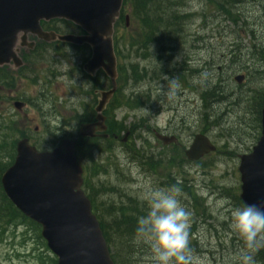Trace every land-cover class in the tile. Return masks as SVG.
<instances>
[{
    "label": "rangeland",
    "instance_id": "1",
    "mask_svg": "<svg viewBox=\"0 0 264 264\" xmlns=\"http://www.w3.org/2000/svg\"><path fill=\"white\" fill-rule=\"evenodd\" d=\"M123 8L122 22L115 28L121 76L113 105L104 115L106 123L121 122L125 130L98 146L93 162L85 156L78 161L89 169L85 177L95 213L108 228L111 258L114 264H146L148 255L134 235L112 228L111 219L118 213L111 210L123 206L143 215L146 190L175 186L191 213L193 254L206 264H236L232 254L242 242L230 232L228 217L232 207L240 206L239 156L260 136L256 111L264 99V0H233L234 21L217 0H182L176 8L182 16L181 38L164 42L169 47L142 39L139 23L130 17V28L125 27L128 3ZM30 42L36 39L28 35ZM28 49L17 46L22 67L0 69V169L6 166L1 175L11 166L7 156L13 149L14 160L20 139H28L39 151L77 139L81 120L93 112L99 92L109 89L104 76L83 74L87 49L45 43ZM131 67L139 76L136 84L130 82ZM236 77H243L241 83ZM172 79L178 87L169 98L166 85ZM16 102L24 104L19 111ZM155 134L173 141L165 144ZM196 135H204L215 149L190 161L185 152ZM6 212L0 204V213ZM0 264H56V258L40 231L18 217L8 225L0 221Z\"/></svg>",
    "mask_w": 264,
    "mask_h": 264
},
{
    "label": "water",
    "instance_id": "2",
    "mask_svg": "<svg viewBox=\"0 0 264 264\" xmlns=\"http://www.w3.org/2000/svg\"><path fill=\"white\" fill-rule=\"evenodd\" d=\"M121 4L122 0H0V66L9 63H13L15 69L22 66L15 46L19 43L20 47L32 49L34 43L26 42L30 34L47 43L58 41L88 46L91 54L82 70L92 77L101 70L108 78L111 89L99 92L95 108L97 122L80 125L82 138H93L106 130L101 112L116 89L112 34ZM53 19L71 22L84 35L43 31L40 22ZM241 78L236 81L239 83ZM21 107L22 103H14L15 109ZM156 136L165 144L173 141ZM214 149L204 135H196L185 155L188 160L196 161ZM82 172L72 140H62L51 151L39 152L27 139H22L16 143L14 162L3 172L0 182L15 208L41 227V237L57 257V264H114L91 212L90 201L81 190ZM238 172L240 200L264 202V105L261 135L250 153L239 156Z\"/></svg>",
    "mask_w": 264,
    "mask_h": 264
},
{
    "label": "clouds",
    "instance_id": "3",
    "mask_svg": "<svg viewBox=\"0 0 264 264\" xmlns=\"http://www.w3.org/2000/svg\"><path fill=\"white\" fill-rule=\"evenodd\" d=\"M169 98L178 87L168 81ZM179 188L148 189L143 199L147 211L136 218L134 239L148 249L146 264H206L190 247L191 213L181 203ZM228 228L242 246L232 254L236 264H257L256 256L264 250V202L242 203L230 209Z\"/></svg>",
    "mask_w": 264,
    "mask_h": 264
},
{
    "label": "trees",
    "instance_id": "4",
    "mask_svg": "<svg viewBox=\"0 0 264 264\" xmlns=\"http://www.w3.org/2000/svg\"><path fill=\"white\" fill-rule=\"evenodd\" d=\"M204 1L208 3H216V0H204ZM217 1H218L219 6L223 3L224 6L228 9V12H226V11H223L221 8H219L224 13V15L231 16V20L234 21V17L231 11L233 0H217ZM126 3H128L129 5L130 20L134 22L137 21L139 23L140 31H141V38L144 39L146 42L161 43L163 44L161 45V47H169L171 45H166L164 44V42L171 44L178 40L177 37L180 36L181 38L180 26L182 23V16L176 11V8L182 4V0H124L122 10H121V15L115 24V28L116 26L120 25V23L122 22L121 19L123 18V11H124L123 7H124V4ZM123 23L125 25V21ZM49 24H52V25L55 24V25L50 26ZM58 24L62 25L63 27L60 28ZM41 26L45 30H52L59 34H68V33L69 34H79L80 33V30L76 26H74L73 24L69 22L63 21V20H53L47 23L42 22ZM128 28H130V26ZM113 40H114L115 53H116V56H118L119 41H118V38H116V32L114 33ZM128 46L133 47L132 43H129ZM130 70L132 73L130 82L136 84L139 76L135 72L136 70L134 69V67H131ZM118 72H119V78H120L121 76L120 70H118ZM98 75H103V74L99 72ZM3 78H5V76ZM117 89H118V86H117ZM117 89L106 111H108L109 107H112L114 98L117 93ZM263 102H264V99H263ZM260 108H261V104L258 106L256 113H259ZM93 119H94L93 112H91L89 116L85 117V119L81 121L91 122L93 121ZM106 125H107L106 134L108 135L106 139H97V138H93V139L77 138L76 139V153H77V158L79 161H83L82 157L85 156L89 159L88 161L93 162L92 152L95 149H97L98 146L111 142L114 139L113 137L115 136L119 137V134L125 130V126L121 122L112 121V122H107ZM1 131L2 130L0 129V132ZM24 137L25 135L21 136V138H24ZM2 144L3 143L0 142V148L3 147ZM7 159L9 160V162H11L9 164L11 165L13 162V149L8 154ZM95 165H96V168H94V172L98 173L100 171V166L98 164H95ZM5 168L6 166L2 167L0 169V173ZM88 170L89 169L87 168V166H85L84 167L83 189L87 197L89 198L92 204V208L94 210V214L96 215L95 204H94V201L92 199V196L89 190V184L87 181V177H85V175L88 173ZM0 177H1V174H0ZM237 202L240 205L242 204L240 199H237ZM0 204L1 206L2 205L5 206V208L7 209V212L5 214L0 213V221L4 219L5 224L8 225V224H12L16 220V218L19 217L23 219L25 222L30 223L31 225H33V227L39 230V227L36 224H34L33 222L29 221L24 216H22L14 208V206L9 202V200L5 197L2 191L1 184H0ZM111 211L116 214L118 213V216H117L118 218L111 219L112 228L116 232H119L120 234L122 233L123 235H126V236L134 235L136 218L137 216H140V214L137 213V210H135L134 208H127V207L122 206L121 208L117 210H111ZM131 211H133L135 216L130 213ZM96 217L98 219V222L100 224L101 230L104 235V238L108 245L109 237L107 234L108 232L107 225L104 223V221L102 220L100 216L96 215ZM256 262L259 264H264V250H262L261 252L257 254Z\"/></svg>",
    "mask_w": 264,
    "mask_h": 264
},
{
    "label": "flooded vegetation",
    "instance_id": "5",
    "mask_svg": "<svg viewBox=\"0 0 264 264\" xmlns=\"http://www.w3.org/2000/svg\"><path fill=\"white\" fill-rule=\"evenodd\" d=\"M12 66V65H11Z\"/></svg>",
    "mask_w": 264,
    "mask_h": 264
}]
</instances>
